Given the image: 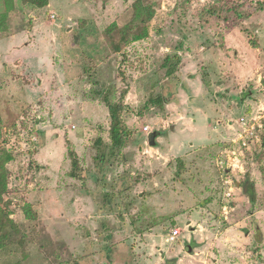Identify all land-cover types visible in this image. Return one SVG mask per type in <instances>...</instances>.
Wrapping results in <instances>:
<instances>
[{"label": "rangeland", "instance_id": "1", "mask_svg": "<svg viewBox=\"0 0 264 264\" xmlns=\"http://www.w3.org/2000/svg\"><path fill=\"white\" fill-rule=\"evenodd\" d=\"M135 1L0 0L13 223L0 264H264V130L251 151L231 142L242 117L264 125V0H146L147 37L116 53ZM125 90L128 137L112 154L108 107Z\"/></svg>", "mask_w": 264, "mask_h": 264}, {"label": "trees", "instance_id": "2", "mask_svg": "<svg viewBox=\"0 0 264 264\" xmlns=\"http://www.w3.org/2000/svg\"><path fill=\"white\" fill-rule=\"evenodd\" d=\"M21 2L22 4L29 7L42 9L48 5L49 0H21ZM263 6L264 3L262 4V7ZM132 9L133 13L130 17L128 25L115 30L117 33V37H119L117 41L111 38V48L116 53H119L121 51L122 44H126L129 40L140 41L147 37L148 24L152 20L154 15L153 10L151 9L150 5L146 2V0H136L132 5ZM215 13H217V11H213V14ZM177 58L178 57L174 55L173 57H167L165 59L162 66L167 69L166 71L168 75H171L175 70L177 61L174 62V59ZM126 90L121 93L119 103L108 107L110 117V144L106 145V148L110 150L112 154H114L115 151L118 152L124 147L126 139L128 137L129 131L127 127L123 125V122L121 120V112L124 108L123 99L127 94ZM164 103L165 101L162 96H157L155 99H150L148 101V104L152 107L163 108ZM1 138L2 133L0 126V141ZM67 155L71 164L70 176L72 178H80L79 163L75 152L72 150L70 144L67 148ZM11 158V155L6 153L5 151L0 152V250L3 249L9 242L7 229L13 224L6 213V203L4 201V196L7 192V171L5 169V165L11 161ZM26 213L29 214L30 211H26Z\"/></svg>", "mask_w": 264, "mask_h": 264}, {"label": "built area", "instance_id": "3", "mask_svg": "<svg viewBox=\"0 0 264 264\" xmlns=\"http://www.w3.org/2000/svg\"><path fill=\"white\" fill-rule=\"evenodd\" d=\"M51 18L53 19L54 16L52 15ZM236 124L237 126H239V128H237V130H235L234 132V136L237 139L232 140L231 141L232 144L237 145L240 148V150L251 151L252 145H254L255 142H257L259 135L264 130V125L261 122V117H259L258 119H251V120L250 119L248 120L246 117L245 118L242 117L236 122ZM232 155L234 157L229 159V163H230L229 168L233 169V171L238 170L239 172H242L243 169L239 167L237 164L240 161L239 157L235 156L234 152H232ZM232 184L233 183L231 182V180H227L224 182L225 188H227V191L224 193L226 200H230L232 196V192H233ZM222 209L223 212L226 214L227 210H229L228 204L224 205ZM179 235H180L179 230H175L171 232L167 242L170 244L175 243Z\"/></svg>", "mask_w": 264, "mask_h": 264}, {"label": "crops", "instance_id": "4", "mask_svg": "<svg viewBox=\"0 0 264 264\" xmlns=\"http://www.w3.org/2000/svg\"><path fill=\"white\" fill-rule=\"evenodd\" d=\"M49 6H50V4L48 3V5H47L46 7H44V8H42V9H47V8H49ZM39 10H41V9H39ZM50 13H53V12H50ZM10 35H11V34H10ZM12 37H13V36L11 35V38H12ZM29 43H30V42H26V43H25V46H28ZM8 46H10V44L5 43V42H3L2 46L0 45V57H3V56H4V52H5V50L7 49ZM19 61H20V60L15 61V62H14V65H17V63H19Z\"/></svg>", "mask_w": 264, "mask_h": 264}, {"label": "water", "instance_id": "5", "mask_svg": "<svg viewBox=\"0 0 264 264\" xmlns=\"http://www.w3.org/2000/svg\"><path fill=\"white\" fill-rule=\"evenodd\" d=\"M148 142L151 147L155 146V135L154 134H151L148 136Z\"/></svg>", "mask_w": 264, "mask_h": 264}]
</instances>
